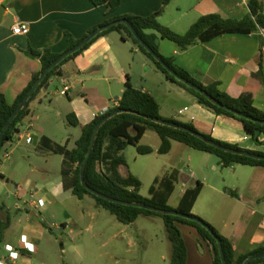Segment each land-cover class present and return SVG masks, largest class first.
I'll list each match as a JSON object with an SVG mask.
<instances>
[{"label":"crops","instance_id":"1","mask_svg":"<svg viewBox=\"0 0 264 264\" xmlns=\"http://www.w3.org/2000/svg\"><path fill=\"white\" fill-rule=\"evenodd\" d=\"M164 1L122 0L117 9L110 11L105 5L95 6L91 0H0V7L5 8L0 22V93L13 104L33 75L41 72V62L26 54L29 47L62 55L69 47L67 33L80 40L109 19L128 14L150 16L160 11ZM249 1L171 0L158 20L176 33H185L208 14L242 19L250 12ZM262 3L264 6V0ZM18 22L28 23L27 34L13 33L12 28ZM168 42L171 41L158 40L159 52L174 57L175 63L196 80L204 85L218 83L221 91L232 96L253 90L254 105L264 111V29L249 34H223L186 50ZM260 72L263 82L258 77ZM128 80L157 100L162 117L190 123L200 133L221 142L264 153V135L260 136L262 143H255L241 122L198 104L189 91L168 80L131 41L123 40L117 31L108 32L65 62L41 88L30 103L31 113L23 121L19 134L0 154V201L11 215L10 227L0 244V264H100L106 256L108 264H118V252L124 245L139 246L140 238H148L141 244L144 249L157 244L155 236H147L145 223L136 230L133 228L139 226L141 217L164 224L161 217L140 216L126 225L98 206L93 198L79 199L72 192L70 172L74 167L67 166L68 173L64 175L63 155L41 144L42 138L47 137L73 149L82 128L113 107ZM67 85L70 89L62 95ZM69 115L78 120V126L69 123ZM140 143L153 149L145 155L156 154L161 138L154 130H147ZM128 148L123 151L126 160ZM161 156L168 164L162 174L147 177L149 194L142 193L141 186L143 196H150L157 179L176 171L178 180L168 201L175 208L186 190L200 181L203 188L193 214L229 239L237 256L264 247L263 166L235 163L223 167L218 156L175 140L171 151ZM127 163L129 170L128 160ZM120 171L123 174L127 169ZM137 177L144 185L145 180ZM17 186L22 190L17 191ZM33 189H37L38 198L45 200L44 207L25 205L29 200L27 192ZM177 190L180 194L173 202ZM178 227L187 247V264H213L210 247L197 229L182 223ZM22 237H26L29 249ZM7 246L13 247L17 257L10 255ZM164 251L160 249L153 261L144 253L141 264H169Z\"/></svg>","mask_w":264,"mask_h":264},{"label":"trees","instance_id":"2","mask_svg":"<svg viewBox=\"0 0 264 264\" xmlns=\"http://www.w3.org/2000/svg\"><path fill=\"white\" fill-rule=\"evenodd\" d=\"M91 1L97 7L105 5L110 11H113L121 5L122 0ZM170 1L171 0H165L160 11L150 16L145 17L128 14L122 17L109 19L103 24L91 29L89 33L80 40L74 39L70 33H67L66 36L69 41L68 50L76 47L91 32L95 31L99 27L113 21L126 19L133 26V28L143 39V41L152 50H154L156 54L180 77L202 88L215 100L232 108L242 115L264 121V111L258 109L254 105L255 91L245 90L239 96H232L229 93L221 91L218 88V83L204 85L196 80L188 71L178 66L175 63L174 57L163 56L159 52L158 46V40L163 39L174 42L175 44H177L180 50H186L197 43L209 41L223 34H249L259 29H264V6L262 0H250L248 4L250 12L242 19L224 18L216 13L208 14L201 16L190 26V28L185 33H176L170 28L162 25L158 20L159 16L163 13L165 6ZM111 31H117L121 34L123 40L131 41L153 62L155 67L161 73H163L168 80L180 85L181 87L189 91L195 97L198 104L216 113L217 115L226 116L238 120L242 123L245 130L252 135V139L255 143H262V141L260 140V136L264 135L263 124H260L246 117L238 116L213 104L203 94L174 77L146 50L145 47H143L138 42L132 31L125 24H118L99 33L92 40H90L85 47L66 57L45 76L33 95L27 101L25 106L21 109V111L8 126L0 142V154L3 152L7 144L11 143L15 136L20 132L23 121L31 113L30 103L38 95L41 88L49 81V79L59 71L60 67L65 62L74 59L81 52L87 49L97 38ZM148 31L153 32L148 33ZM26 54L32 58L38 59L41 62L42 69L41 72L33 75L29 84L17 96L13 104H10L7 101L5 95L0 93V134L9 118L18 108L21 101L26 97V95L34 86L42 71L48 68L61 56V54L53 53L50 50L39 52L31 47L27 49ZM258 77H261V82H263V76L261 72L260 74H258ZM118 110H125L126 112L119 113L111 117L98 130L93 151L84 172L85 182L90 188L117 200L143 204L162 210L177 211L187 217L200 219L201 221L205 222L220 238L226 264H244V262L250 256L264 253V247H259L247 254L237 256L234 247L229 239L221 235L209 222L193 214V207L203 188V184L200 181L197 182L195 187L188 188L186 190L180 200L179 205L175 208L171 207L168 201L170 196L174 192L175 184L178 180V173L176 171H172L171 173L164 175L162 178L157 179L155 183L156 185L150 189V196L146 197L140 193L142 182L137 176L129 172L128 163L123 154V151L129 145H133L136 147L139 154L145 155L152 153L153 149L151 147L144 146L140 143L147 130H154L161 138V145L158 149V153L161 155L167 154L171 151L172 141L175 140L191 148L218 156L223 167H228L235 163L264 167V160L221 150L217 147L207 144L191 133L151 121L135 113L127 112H137L155 119H161L169 123L177 124L199 132L190 123H182L174 119H166L162 117L160 114V105L157 100L150 93L135 88L129 82V80L126 83V88L123 94L119 98V105L110 108L106 113L102 115L96 116L93 121L84 126L82 128V134L77 140L76 146L73 149H67L65 146L54 143L47 137H43L41 140V144L43 145V147L55 153L63 155L65 167L63 169L64 175L68 173V170H66L67 166H70L72 168L74 167V169L70 173H72V192L75 196H77L79 199H83L85 196L93 198L98 206L107 210L109 213L115 216L119 222L126 225L135 222L140 216L161 217L165 224L167 237L172 245L170 264H187V247L181 230L178 227V224L180 223L187 224L196 228L201 237L208 243L210 247L213 257V264H223L216 239L200 223L189 218L177 215L160 214L158 212L141 207L114 203L95 195L94 193L83 187L80 178V170L88 155V149L90 146L93 131L95 127L106 116ZM68 120L72 126L79 125L78 120L76 118L73 119L72 115L68 116ZM203 135L216 144L235 150L247 151L256 155L264 156V153L242 149L237 145L227 144L216 140L211 136L205 134ZM121 168H126L127 171L122 174L120 171ZM10 224L11 215L9 212H7L5 206L0 201V244L4 241L6 231L10 227ZM263 261L264 258H261L250 261L247 264H259Z\"/></svg>","mask_w":264,"mask_h":264},{"label":"water","instance_id":"3","mask_svg":"<svg viewBox=\"0 0 264 264\" xmlns=\"http://www.w3.org/2000/svg\"><path fill=\"white\" fill-rule=\"evenodd\" d=\"M5 10L4 7H0V22H1V16H2V13L3 11ZM118 24H125L133 33V35L136 37V39L138 40V42L146 48V50L158 61L160 62L174 77H176L177 79H179L180 81H182L183 83H185L186 85H188L189 87L195 89L196 91L200 92L201 94H203L206 98H208L213 104L217 105L218 107L222 108V109H225L227 111H230L238 116H241V117H246L248 119H251L253 121H256L260 124H263L264 125V121H261V120H258L256 118H253V117H248V116H244L242 115L241 113L233 110L232 108L222 104L221 102H218L217 100H215L212 96H210L205 90H203L202 88L192 84L191 82L185 80L184 78L180 77L176 72H174L157 54L154 50H152L144 41L143 39L139 36V34L136 32V30L133 28V26L126 20V19H120V20H117V21H113V22H110L108 24H105L101 27H99L98 29H96L95 31L91 32L83 41H81L76 47H74L73 49L71 50H68L66 51L65 53H63L56 61H54L48 68H46L44 71H42L41 75L39 76L38 80L35 82L34 86L32 87V89L30 90V92L26 95V97L21 101V103L19 104L18 108L16 109V111L13 113V115L9 118V120L7 121V123L5 124L1 134H0V142L8 128V126L11 124L12 120L17 116V114L21 111V109L25 106V104L27 103V101L30 99V97L33 95V93L35 92V90L38 88L39 84L42 82V80L45 78V76L55 67L57 66L62 60H64L66 57H68L69 55L75 53L76 51L82 49L83 47H85L87 45V43L92 40L95 36H97L99 33H101L102 31H105L113 26H116ZM123 112H126L125 110H118V111H115L114 113L106 116L94 129L93 131V134H92V138H91V142H90V146H89V149H88V155L81 167V170H80V178H81V182H82V185L83 187H85L86 189H88L90 192L94 193L95 195L103 198V199H106V200H109L111 202H114V203H119V204H123V205H127V206H135V207H141V208H145V209H149V210H152V211H155V212H158L160 214H170V215H177V216H181V217H185V218H189L193 221H196L198 223H200L203 227H205L210 233L211 235L216 239L217 243H218V247H219V251H220V255H221V259H222V263L223 264H226V261H225V256H224V253H223V247H222V242L220 240V238L215 234V232L203 221H201L200 219L198 218H193V217H187L185 216L184 214H181L177 211H170V210H162V209H158V208H154V207H151V206H147V205H143V204H137V203H130V202H125V201H121V200H117V199H114V198H111L109 196H106L104 194H101L95 190H93L92 188H90L87 183L85 182V178H84V172H85V168L89 162V159H90V156L92 154V151H93V147H94V143H95V140H96V136H97V133H98V130L99 128L107 121L109 120L111 117L119 114V113H123ZM127 112H130V113H135V114H138L146 119H149L151 121H154V122H157V123H160V124H163V125H167V126H170V127H174V128H177V129H180V130H183V131H186L188 133H191L192 135L196 136L197 138L201 139L202 141L206 142L207 144H210L214 147H217L221 150H224V151H227V152H230V153H234V154H238V155H244V156H247V157H251V158H255V159H262L264 160V156L262 155H256V154H253V153H250V152H247V151H241V150H235V149H232V148H228V147H225V146H222V145H219V144H216L214 142H212L211 140L207 139L203 134L199 133V132H196L194 130H191V129H188V128H185L183 126H180V125H177V124H173V123H169L167 121H164V120H161V119H155V118H152V117H149L147 115H144V114H140V113H137V112H133V111H127ZM261 258H264V253L262 254H256V255H253V256H250L245 262L244 264H247L248 262L250 261H253V260H256V259H261Z\"/></svg>","mask_w":264,"mask_h":264},{"label":"rangeland","instance_id":"4","mask_svg":"<svg viewBox=\"0 0 264 264\" xmlns=\"http://www.w3.org/2000/svg\"><path fill=\"white\" fill-rule=\"evenodd\" d=\"M128 147L129 148L126 150V157L127 160L129 161V172H131L134 175L138 174L139 176H141V178H143V180H145L144 185H142V193L148 195L149 187L147 183V177L153 173L157 175L162 174L168 163L166 160H164L165 159L164 156H161L158 153L156 154L154 153L151 155H139L134 146H128ZM185 165L182 166L183 169L186 167ZM179 194H180V190H177L173 198V202H175V200L179 197ZM112 217L115 218L113 215ZM143 223H145L146 227H148L147 236L149 237V234L150 236L151 235L155 236V242L157 244L153 243L152 245H150L149 249H144L141 247V244L142 245L145 244L148 238L146 240L140 238L138 239V242L140 243L139 246L137 245L131 246L129 244L128 247L127 245H124V247L121 248L118 252V254H120L119 256L120 261L118 264H141V261L144 258V253L146 257H148L151 261H153L155 256L158 255V251L160 249H165L164 252H165L166 260L170 264L172 245L167 237L165 225L163 224V222H161L160 224H156V223L154 224L148 221L147 218L141 217L140 220L138 221L139 226H135V228L133 229L136 230L137 228H140V226L144 225ZM157 236H159L160 240H158ZM160 261H162V259H160ZM109 262L110 260L108 259L107 256L100 260V264H108Z\"/></svg>","mask_w":264,"mask_h":264},{"label":"built area","instance_id":"5","mask_svg":"<svg viewBox=\"0 0 264 264\" xmlns=\"http://www.w3.org/2000/svg\"><path fill=\"white\" fill-rule=\"evenodd\" d=\"M12 31L14 34H17V35L27 34L29 32V25H28V23H25V22H18L13 26ZM69 89H70V85L65 86L63 88V90L61 91V94L66 95L68 93ZM118 105H119V100H114L112 106L115 107ZM20 190H22L21 187L17 186V191H20ZM37 192H38L37 189H33L32 191L27 192V195L29 197V200L27 199L25 201V205L27 207L42 208L46 205L44 199L37 197ZM22 241L25 244V248L29 249L30 245L26 242V237H22ZM7 249L11 252L10 255H14V257H17L18 253L13 252L12 246H7Z\"/></svg>","mask_w":264,"mask_h":264}]
</instances>
